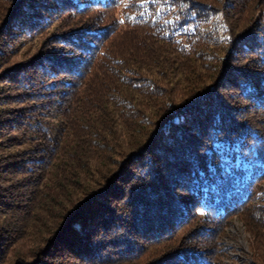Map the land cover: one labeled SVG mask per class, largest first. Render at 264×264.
<instances>
[{
    "label": "trees",
    "instance_id": "1",
    "mask_svg": "<svg viewBox=\"0 0 264 264\" xmlns=\"http://www.w3.org/2000/svg\"><path fill=\"white\" fill-rule=\"evenodd\" d=\"M116 5L0 0V264H227L251 209L264 264V0H148L29 57Z\"/></svg>",
    "mask_w": 264,
    "mask_h": 264
},
{
    "label": "rangeland",
    "instance_id": "2",
    "mask_svg": "<svg viewBox=\"0 0 264 264\" xmlns=\"http://www.w3.org/2000/svg\"><path fill=\"white\" fill-rule=\"evenodd\" d=\"M116 1L118 2V5H116L113 12L110 10L104 11L103 9L96 6L94 8L91 7L90 9H84L82 14H79L77 16H74L73 11H71V14H62L61 20H59V22L53 24L50 29L45 30V33L41 36V38L39 37L37 40H35L32 45L31 43L29 44V46L27 47V50L30 48L28 51L29 57H31L33 54H38L40 51H44L47 45L51 43L49 42L51 36L63 35L67 32H73V30L81 28L83 26L80 23L81 21L86 22L90 18H93L91 19V21L98 23H104L106 21H109V19L113 23L115 22V20L121 23L122 19H125V15H128L130 14V12L138 9V7H141L142 3L148 0ZM91 9H93L94 12L90 11ZM111 13H113L114 15ZM124 29L125 28H122V30ZM118 44L122 46V43L120 41ZM57 46L55 45V48H62V45L60 44ZM22 60H24V57H19L13 60V63ZM254 203L256 207L264 206V183L262 184V190L257 194ZM252 212H254V209L248 210L247 213L244 212L235 217H232L227 224L222 226L223 234L220 236V251L222 252L224 257L223 260L227 264H244L248 260L252 259L250 246L251 237L249 233L250 229L248 227V225H250L251 222L253 223V221L255 220L254 218L249 216Z\"/></svg>",
    "mask_w": 264,
    "mask_h": 264
}]
</instances>
